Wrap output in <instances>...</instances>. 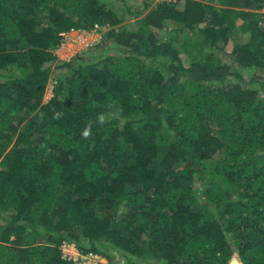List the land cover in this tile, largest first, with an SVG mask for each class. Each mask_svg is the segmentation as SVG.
<instances>
[{
	"label": "trees",
	"instance_id": "1",
	"mask_svg": "<svg viewBox=\"0 0 264 264\" xmlns=\"http://www.w3.org/2000/svg\"><path fill=\"white\" fill-rule=\"evenodd\" d=\"M132 1L0 0V264H264V0Z\"/></svg>",
	"mask_w": 264,
	"mask_h": 264
},
{
	"label": "rangeland",
	"instance_id": "2",
	"mask_svg": "<svg viewBox=\"0 0 264 264\" xmlns=\"http://www.w3.org/2000/svg\"><path fill=\"white\" fill-rule=\"evenodd\" d=\"M180 1L182 2L183 0H180ZM132 2H135V0ZM259 11L264 12V10H259ZM135 20L136 19L132 18V19H126L125 21L131 22V21H135ZM238 22L240 23L241 20H238ZM173 24H175V23L170 22L169 26H167L166 31H164V34L168 33L169 28ZM103 31H104V28H102L101 26L98 28L90 29V30H86V29L85 30H82V29L77 30V29H75V30H71V31H66V33L64 34L63 43L58 48L55 49V52L57 53L58 58H60V59L71 58L77 52L85 49L90 44L99 41ZM242 34L248 35L249 31H244V33H242ZM232 45H233L232 42L229 43L227 45L226 50H224L222 52V57L226 60L230 59V56H231L230 51L232 49ZM182 56L186 58L187 55L185 54V52H182ZM55 65H56V62H53L52 63L53 75L49 80V83H48V86H47V89H46V92L44 95V99H43L44 102H47L51 98V96L53 95V87L55 84V79L53 76H55V74L61 70L60 68H57ZM215 156H218V154H216ZM74 244H76V243H74ZM74 244H73V246H70L67 250L74 251V246L77 247L78 250L80 249L77 244L76 245H74ZM79 251H81V250H79ZM98 261L108 262L107 258H105L99 254V256H97V257L92 256L90 258H86L85 260L81 259L79 261H76V264H93V263H96ZM73 264H75V263H73ZM117 264H122V261L121 260L118 261Z\"/></svg>",
	"mask_w": 264,
	"mask_h": 264
},
{
	"label": "built area",
	"instance_id": "3",
	"mask_svg": "<svg viewBox=\"0 0 264 264\" xmlns=\"http://www.w3.org/2000/svg\"><path fill=\"white\" fill-rule=\"evenodd\" d=\"M263 25H264V19L260 21ZM100 27L98 24L95 26V28ZM71 30H75V28H72ZM69 30V31H71ZM80 30V29H77ZM85 30V29H82ZM66 32H62V34L64 35ZM75 242L72 241H64L62 243V250H63V255L65 257H67L69 260H71L73 263L76 264V261H79L81 259H86V258H90L92 256H99L98 253H94V252H88V253H82L81 251L78 250L77 247L74 246V251L71 250H67L70 246H73ZM76 245V244H74Z\"/></svg>",
	"mask_w": 264,
	"mask_h": 264
}]
</instances>
